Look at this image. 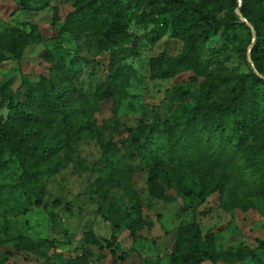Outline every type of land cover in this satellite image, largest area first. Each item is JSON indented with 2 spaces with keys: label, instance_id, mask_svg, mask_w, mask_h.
<instances>
[{
  "label": "rangeland",
  "instance_id": "rangeland-1",
  "mask_svg": "<svg viewBox=\"0 0 264 264\" xmlns=\"http://www.w3.org/2000/svg\"><path fill=\"white\" fill-rule=\"evenodd\" d=\"M90 1L0 0V42H8L14 30L30 27L41 37L23 48L20 61L8 55L0 63V105L4 91L11 92L14 102L23 101L22 75L35 81L48 74L45 51L82 95L98 91L111 66L135 72L114 122L92 140L73 141L57 154L39 158L29 166L30 176L0 147V264H171L168 253L178 231L193 222L202 236L212 234L217 255L247 249L260 263L246 258L233 264H264V251L258 248L264 241V195H247V186L232 182L222 193L187 197L186 192L200 191L199 179L187 177V171L174 174L164 131L176 113L182 120L190 117L205 85L213 87L212 100L221 99L234 91L237 77L254 72L248 53L256 36L248 41L242 27L247 25L235 8L212 14L228 26L227 33L222 26L205 40L195 31L185 42L175 38L171 18L157 15L148 0H103L106 11L99 23L106 29L113 12L123 23L110 41L103 37L106 30L66 29L68 15ZM189 48L204 76L183 63ZM261 49L264 45L258 48L260 55ZM161 55L179 64L173 74L153 77L150 61ZM175 87L186 95L171 92ZM99 106L101 125L112 116V101ZM254 115L264 119L261 98ZM144 126H153V133L138 131ZM109 143L127 172L103 170L102 152ZM150 168L157 173L152 187Z\"/></svg>",
  "mask_w": 264,
  "mask_h": 264
},
{
  "label": "trees",
  "instance_id": "trees-1",
  "mask_svg": "<svg viewBox=\"0 0 264 264\" xmlns=\"http://www.w3.org/2000/svg\"><path fill=\"white\" fill-rule=\"evenodd\" d=\"M157 15L171 18L175 38L185 40L195 31L205 40L210 32H217L224 26L222 21H215L212 14L223 10H233L237 0H148ZM241 15L249 22L256 36L251 50V59L256 72L239 76L235 80L233 92H226L221 99H211L213 87L205 85L196 99L190 117L182 120L176 115L166 120L165 133L167 153L172 159L173 172L199 179L200 191L195 195L186 192L189 198L222 193L230 183L239 187H248L246 194L264 195V119L255 117L258 98L264 100V49L261 55L258 48L264 45V0H241ZM106 11L103 0H91L69 14L64 27L67 29L95 30L103 33L105 41L112 40L122 27V18L113 12L112 23L105 29L99 23V16ZM248 41L252 40L251 28ZM41 37L35 28L27 31L14 30L9 41L0 42V63L6 56L20 61L23 48L38 43ZM50 64L48 74L38 80L29 81L21 76V86L26 88L23 101L14 102L11 92L4 91L0 105V147L14 157L23 169V175L30 176L29 166H33L39 158L47 159L61 149L71 146L73 141L92 140L101 127L114 122L129 80L135 72L128 67L109 69V77L105 84L94 94L82 95L71 82L67 72L54 61L53 56L45 51ZM183 63L187 69L204 76L201 64L194 49H188ZM166 55L151 59V74L169 76L174 73L176 65ZM173 72V73H172ZM261 76V77H259ZM173 93L186 95L179 88ZM112 101V116L98 124L96 114L99 104ZM114 127L118 130V124ZM148 129L152 134L153 126H144L138 131ZM251 139V145L248 142ZM106 145L101 161L105 163V172H127L121 162ZM156 170L150 168L149 184L155 185ZM233 193V190L231 191ZM233 203L236 197H231ZM264 251V241L258 243ZM171 264H199L207 262L218 264L222 261L233 264L235 259L243 261L250 258L256 263L260 260L251 250L237 251L234 256L215 253L211 233L201 235L196 222L178 231L172 250L168 253Z\"/></svg>",
  "mask_w": 264,
  "mask_h": 264
},
{
  "label": "water",
  "instance_id": "water-1",
  "mask_svg": "<svg viewBox=\"0 0 264 264\" xmlns=\"http://www.w3.org/2000/svg\"><path fill=\"white\" fill-rule=\"evenodd\" d=\"M238 3H239V6H238V8H237V10H236V14L238 15V17L249 27V28H251V32H252V37H253V41L255 40V32H254V30H253V28L251 27V25L249 24V22L241 15V12H240V7H241V0H238ZM252 45L249 47V53H248V60H249V62L251 63V65H252V67H253V70H254V72L255 73H257L256 72V69H255V67H254V65H253V63H252V61H251V55H250V52H251V50H252ZM258 75V74H257ZM259 76V75H258ZM259 77H261V76H259ZM261 78H263L264 79V77H261Z\"/></svg>",
  "mask_w": 264,
  "mask_h": 264
}]
</instances>
